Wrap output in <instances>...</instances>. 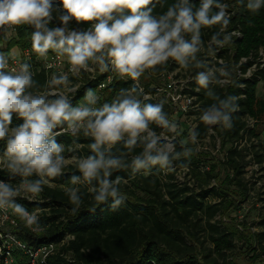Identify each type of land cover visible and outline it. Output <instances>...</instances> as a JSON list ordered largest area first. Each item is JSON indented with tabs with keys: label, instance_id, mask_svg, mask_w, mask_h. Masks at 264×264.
Returning a JSON list of instances; mask_svg holds the SVG:
<instances>
[{
	"label": "clouds",
	"instance_id": "obj_1",
	"mask_svg": "<svg viewBox=\"0 0 264 264\" xmlns=\"http://www.w3.org/2000/svg\"><path fill=\"white\" fill-rule=\"evenodd\" d=\"M60 3L63 10L58 16L60 26L49 27L53 13L59 10L53 0H0V29L31 26L33 51L41 57L49 50L66 56L69 71L74 75L81 70H95L90 62L101 72L112 70L134 82H138L146 70L165 65L169 59L185 69L205 68L196 74V83L208 89L207 95L216 103L203 110L200 120L205 125L232 128L231 114L238 110V97L221 99L209 88L210 84L223 86L227 79L221 78L231 74L226 67L207 68L197 58L203 46L202 28L221 26L210 42L217 47L230 43L232 35L236 34L225 33L230 23L226 4L220 0H201L200 6L194 8L190 0H177L166 12L156 16L153 0H60ZM261 7L264 0H249L247 4L253 13ZM73 19L78 24L95 23L87 30L70 29L69 22ZM8 59L0 53V141L5 142L0 165L10 178L22 179L16 186L0 181V209L10 208L32 231L41 230V210L29 213L15 198L21 193L39 196L50 183L49 178L62 175L67 161L62 154L65 148L57 141V136L62 134L57 129L77 139L81 134L91 138V154L76 160L80 175H72L71 184L86 185L97 204L107 203L111 198L113 211L126 202L119 187L122 177L110 179L113 171L131 167L133 172H138L156 165L171 170L174 160L192 155L193 149L184 142H181L182 151H177L174 137L158 135L150 127L155 124L176 133L178 125L169 120L163 102H144L149 97L138 83L122 89L111 103L105 102L99 107L96 106L99 96L87 90L85 103L74 106L67 93L76 89L69 87L67 74L53 75L46 91H34L37 84L31 65L21 63L18 69L7 70ZM13 114L23 122L12 126ZM197 136L195 130L189 132L193 144ZM121 142L127 151L115 154L113 148ZM138 145H142L143 150L129 165L128 153ZM33 176L38 178L29 179ZM66 192L74 205L72 211L76 212L83 203L80 188H68Z\"/></svg>",
	"mask_w": 264,
	"mask_h": 264
},
{
	"label": "trees",
	"instance_id": "obj_2",
	"mask_svg": "<svg viewBox=\"0 0 264 264\" xmlns=\"http://www.w3.org/2000/svg\"><path fill=\"white\" fill-rule=\"evenodd\" d=\"M153 2L155 4L153 15L159 16L177 0H160L158 3L153 0ZM190 2L194 8H198L201 0H190ZM220 2L228 6L226 11L230 15V23L225 29V33L238 32L239 36L232 35L231 42L223 47L211 44L215 56L225 61L223 64L216 63V65L219 68L226 67L231 75L228 78H221L228 79V82L223 86L210 84L209 88L215 91L221 99L227 96H237L238 110L231 114L233 124L231 129L215 125L213 130L218 136L221 146L226 147L225 158L222 161L226 182L229 184L235 180L245 192L246 186L239 178L244 168V164L241 162L243 149L237 148L235 144L241 141L245 134L256 136L253 128L247 127V118L256 119L258 114L264 116V65L257 61L259 51L262 50L264 54V7L253 13L247 8L249 0H220ZM61 12L58 10L53 13L54 19L49 27L60 26L58 16ZM92 23L94 21L78 24L73 19L69 22V28L87 30ZM14 27L13 36L5 41V47L0 48V53L6 56L14 47L20 50L29 48L33 79L37 84L34 91L44 92L48 88L49 78L41 61L37 59V53L32 49L31 32L34 29L29 25ZM220 27V25H214L201 29L202 48L205 49V54L209 52L208 43L211 42V37L220 31ZM48 53L55 52L49 50ZM203 54L201 52L197 54L198 60ZM242 59L244 61H241ZM174 66V62L169 60L165 65H158L155 69L146 70L142 76H145L147 80L141 82L144 93L154 94L155 86H158L156 77L164 72L172 71ZM253 66L254 70L249 76H246ZM190 69H192L193 79L187 82V89L184 91L194 94L199 103L198 110L191 111V113L196 115L193 130L198 133L197 140H201L208 135L209 128L200 120V116L204 109L216 101L207 95L208 89L201 88L196 83L194 76L199 72L198 68L190 66ZM200 70L204 71L205 69L200 68ZM109 74H112L111 81L105 88L98 89V85ZM81 75V77L68 75L69 80L78 83L76 90L69 94V99L74 106L84 99L87 90L100 92V99L96 105L99 107L105 102L111 103L122 89H129L135 84L130 78L120 77L112 70L99 71L92 77L87 76L85 71L81 70ZM259 81L263 83L261 98L256 96V87ZM141 99L143 98L141 97ZM144 102H163V110L170 118L171 110L169 104L164 100L156 101L149 98ZM22 122L13 114L12 126ZM150 127L155 132L160 131V127L155 124ZM56 131L62 133L57 136V141L70 155L75 154L84 158L91 154L89 149L91 138L81 134L77 139L62 129ZM165 132L171 134L167 130ZM175 142L177 151H182L181 142L178 140ZM4 147L5 142L0 141V155H2ZM69 148H73V150L69 151ZM191 148L193 149V147ZM252 148L254 162L264 164V142L252 145ZM142 150L143 146L138 145L128 153L127 162L129 165L132 158L140 154ZM121 151H127L122 142L113 148L115 154H119ZM200 162L201 160L196 157L193 150L192 155L181 156L179 160H174L173 167L188 168L191 174L200 180ZM164 172L168 178L172 177L170 170L161 169L159 165L138 172H133L131 167L113 171L110 179L115 180L117 176L122 177L119 187L121 194L126 197V202L113 211L110 208L111 198L107 203L97 204L86 185L71 184V176L80 175V173L76 165H68L63 169L62 175L49 178L50 183L44 186V190L39 196L30 199L24 196L15 198L16 202L23 205L28 212L41 210L39 213L41 230L32 231L25 227L24 222L18 217H13V221L9 222L12 228L10 232L33 253L41 247L52 245V250L38 264H218V259L211 257L210 253H204L201 256L196 254L192 245L186 241V232L183 227H186L193 217L198 218L199 214H204L207 217L206 223L212 230L210 238L213 251L225 261V252L234 246L232 241L234 234L209 222L218 209L214 204L205 202L208 196H221L224 192L211 188L202 189L194 195H188L186 187L178 188L173 183L164 184L162 182ZM206 174L208 178H214L212 174ZM37 178L33 176L29 179ZM21 179L19 176L10 178L8 171L3 166L0 167V181L16 186L21 182ZM66 184L71 185V188H80L83 203L76 212L72 211L74 205L71 204L64 188ZM163 186H166L165 190ZM259 225L263 227V230L255 233L253 238L260 247L259 253L264 255V246L262 245L264 242V217L259 221ZM190 234L194 237L193 233ZM2 245L3 241L0 239V249ZM11 256L10 264H31L30 255L19 248L12 249ZM4 262L5 255L0 251V264H4Z\"/></svg>",
	"mask_w": 264,
	"mask_h": 264
},
{
	"label": "rangeland",
	"instance_id": "obj_3",
	"mask_svg": "<svg viewBox=\"0 0 264 264\" xmlns=\"http://www.w3.org/2000/svg\"><path fill=\"white\" fill-rule=\"evenodd\" d=\"M8 39V36L3 39L0 43V48L5 47V41ZM209 52L207 54L204 48H201V53H204L201 56L200 61H202L207 68H219L216 63L223 64L225 63L224 59L217 58L212 50V45L208 43ZM12 53L20 56V49L14 47L10 50ZM48 53L46 56H38L37 59L44 64L47 59H49ZM174 62L175 66L172 71L164 72L156 77L158 86L162 87L167 80L170 78L181 81L183 85H186L188 81L193 79L191 76L192 69L181 67L176 61L169 59ZM241 61H244L242 59ZM257 61L264 65V54L263 51H259V57ZM70 65L68 64L67 57L63 56L60 59V63L56 65L52 70L53 75H61L69 72ZM90 67L95 70L85 71L86 75L92 77L94 74L98 73L99 67L97 65H92L90 62ZM205 69V68H204ZM206 70V69H205ZM254 70V66L250 71L246 73V76H249ZM200 72V68H198ZM68 73L67 75H69ZM74 77H81V72L79 74H70ZM112 75V74H111ZM237 75L240 76L239 73ZM50 75L49 80L52 78ZM196 77V75L194 76ZM147 80L145 76L139 78L138 83L139 87L142 88V81ZM228 80V79H227ZM70 85L77 87L78 83H74L70 80ZM154 86V85H153ZM63 87V86H61ZM97 96L100 97L97 91H94ZM70 93H67L69 96ZM256 96L261 98L263 96V83L258 82L256 87ZM163 99L162 95H156L154 100L158 101ZM84 99L81 100L77 106L84 104ZM171 116L170 121L177 123L178 128L176 133L167 134L165 129H161L159 132H156L158 135L164 133L168 137H174L175 140L184 142L186 145L193 147V150L198 157L200 162V180H198L188 168H175L173 167L170 171L172 177L168 178L166 172L162 177V182L173 183L178 188L186 187V193L188 195H194L200 192L202 189H211L214 188L217 191H223L224 193L221 196L210 195L206 198L205 202L208 204H214L218 211L213 218L209 220L210 223L217 224L220 229L226 230L227 232H233V248L229 251H226L224 257L225 261L221 257H218L216 252L213 251V244L211 242L210 236L212 235V230L206 223V215L199 214L198 218L193 217L186 227H183L186 232V241L192 245L194 251L199 256L204 253H210L211 257L218 259V264H264V255H261L259 252L260 247L254 241V234L263 230V227L259 225V221L264 217V166L263 163L257 164L253 160L252 155V145H257L259 142H264V116L258 114L256 119L247 118L246 124L248 128H253L256 136H251L248 134L244 135V138L237 142L235 146L239 149H243V158L241 162L244 164L243 173L240 175V181L245 184L246 191L242 190V187L237 184L235 180L231 183H227L225 180V171L223 170L222 161L225 158L226 147H222L220 140L214 130L208 132V135L201 139L197 140L193 144L189 140V132L195 127V118L196 115L192 114L190 111L183 113L178 109H175L171 106ZM73 149V148H72ZM67 161L66 166L76 165V160L83 157H78L77 155H70L67 151L62 153ZM206 173L212 174L214 178L207 176ZM202 180V181H201ZM65 189L71 188V185H64ZM163 189H166V186H163ZM163 190V191H164ZM20 196L32 198L30 194L21 193ZM6 217L0 218V227L3 231H11V225L9 222H12L13 217L16 216L12 210L9 208L6 210ZM198 219V220H197ZM187 230V231H186ZM190 233L194 234V237ZM264 246V242H262ZM44 259V253L35 252L33 254V264H38Z\"/></svg>",
	"mask_w": 264,
	"mask_h": 264
},
{
	"label": "built area",
	"instance_id": "obj_4",
	"mask_svg": "<svg viewBox=\"0 0 264 264\" xmlns=\"http://www.w3.org/2000/svg\"><path fill=\"white\" fill-rule=\"evenodd\" d=\"M53 4L57 9H59V11H63L62 5L60 4V0H53ZM14 31H15L14 26L6 27L5 29H0V43L3 41L5 37L8 36L9 39L11 36H13ZM233 33H236L235 35L239 36L238 32H233ZM20 51H21L20 56L16 55L15 52L12 53L11 51H9V53L6 55V57L9 58L8 59L9 68L7 70H11L12 68L18 69L21 63L30 64L31 50L29 48H26ZM48 55H50L49 59H47V61L44 64H42V66L46 70L49 78L50 75L52 76L53 68L60 63L61 56H58L56 53H48ZM30 71L33 73L32 67L30 68ZM68 73L72 74L70 71L64 74H68ZM111 78H112L111 74L107 75L106 78L98 85V89L105 88V86L111 81ZM185 89H187V84L183 85L181 81L170 78L162 87L155 86L154 94L152 95L149 93H145V94H147V96L152 99H154L156 95H162L163 99L161 100H164L167 104H169V106L178 109L183 113L198 110L199 103L196 101V96L194 94L184 91ZM207 126L208 128L213 129L215 125L212 126L207 125ZM0 167H2V165H0ZM4 214H6V210L0 209V218L6 217L4 216ZM0 239H2L3 241V245L1 246L0 251L3 252L5 255L4 264H10L12 262L11 250L14 248H19L23 250L25 253H28L30 255L31 264H33V254L35 252H42L44 253V257H45L53 248L52 245L44 246L39 248L37 251L33 253L32 250L27 249L23 243L17 240V238L11 232L3 231L1 227H0Z\"/></svg>",
	"mask_w": 264,
	"mask_h": 264
}]
</instances>
